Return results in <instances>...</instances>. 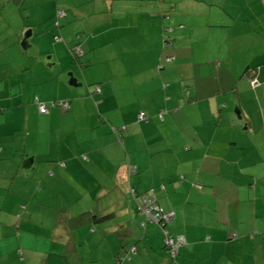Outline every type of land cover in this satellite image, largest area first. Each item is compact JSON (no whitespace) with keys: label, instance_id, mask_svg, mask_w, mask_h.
I'll list each match as a JSON object with an SVG mask.
<instances>
[{"label":"crops","instance_id":"obj_1","mask_svg":"<svg viewBox=\"0 0 264 264\" xmlns=\"http://www.w3.org/2000/svg\"><path fill=\"white\" fill-rule=\"evenodd\" d=\"M18 2L32 22L7 43L0 0V264H264V0ZM130 185L174 212L172 260Z\"/></svg>","mask_w":264,"mask_h":264},{"label":"trees","instance_id":"obj_2","mask_svg":"<svg viewBox=\"0 0 264 264\" xmlns=\"http://www.w3.org/2000/svg\"><path fill=\"white\" fill-rule=\"evenodd\" d=\"M171 29V28H170ZM167 31V32H166ZM164 35H163V41H162V46L163 47H167L170 45L171 43V37H170V31L166 30ZM79 48L78 46H74L72 48L73 52L76 54V56H78V54L75 52V49ZM163 60L165 62H171L173 60V56H164L162 58H160V61ZM259 66L256 65V66H247L244 70V74L242 75L243 78L245 80L248 81L249 85L251 86V88H254L255 85L253 84V80H257L256 79V73L257 71L259 70ZM258 81V80H257ZM96 87L98 88V90L96 89ZM92 91H99V87L98 86H95V88L93 87ZM62 100H66L68 101L69 103V100L67 99H62ZM54 101H57V100H54ZM60 101V100H59ZM57 107V106H55ZM51 108H54V107H51ZM50 108V109H51ZM59 108V107H58ZM69 108H70V103H69ZM69 108L63 110V111H67L69 110ZM160 118H162V115L159 116ZM147 120V119H146ZM145 121V120H144ZM118 139L121 138V134L117 135ZM133 168V169H132ZM135 173V167L134 166H130L128 167V176H131V174H134ZM129 188V192H130V197L132 198V200L135 202V206H136V210L138 213H140L141 215H143L144 219L141 221V225L144 226L146 222H153L155 223L158 227H159V230H160V234L162 236V239H163V243H164V247L166 248L168 254L174 258L177 254H178V250L176 252V254L174 256L171 255V251L169 249V247L166 245L165 243V238H166V233L165 232H168L169 234H171L175 239L178 237V236H181V235H174L172 234L169 229H168V224L173 220L174 218V212L171 211V210H167L165 209L163 206H161L159 204V202L155 199V203L156 204H159L164 210H163V213L165 214H169V217L166 218H161L159 220H152L150 218H148L147 214H146V209L145 208H142L141 206H143V201H142V196H146V201L149 202L150 201V198L151 196H155V193H154V190L153 189H149L147 191H144V192H140L138 193L135 188L133 186H128ZM132 189H133V193H132ZM87 219V213H81L77 216H74L70 219V222H71V225L73 226H78L80 225L81 223H83L85 220ZM182 237V236H181Z\"/></svg>","mask_w":264,"mask_h":264},{"label":"built area","instance_id":"obj_3","mask_svg":"<svg viewBox=\"0 0 264 264\" xmlns=\"http://www.w3.org/2000/svg\"><path fill=\"white\" fill-rule=\"evenodd\" d=\"M170 30L171 29L169 28L168 31H170ZM75 52L78 55L80 54V51L78 50V48L75 49ZM253 84L254 85L256 84V80L255 79L253 80ZM96 89L98 90L97 87H96ZM36 103H37L38 109H39V111L41 113H46V112H48V110L51 107H55V106L61 108L62 110H65V109L69 108V103L66 100H60V101L59 100H57V101L52 100V101H49L47 103H44V102H36ZM137 118L140 121H144V120L147 119L146 116H145V113L143 111L138 112ZM132 193H133V189H132ZM146 199H147L146 196H142V201H143L144 204L141 207L146 209V214H147L148 218L157 221V220H159L161 218H166L167 219V217H169V214L163 213L164 209L159 204L155 203L154 196H151L149 202H147ZM165 233H166L165 243L169 247V249L171 251V255L174 256L176 254V252H177L178 247L181 244H183L184 239L181 236H178L175 239L168 232H165Z\"/></svg>","mask_w":264,"mask_h":264},{"label":"rangeland","instance_id":"obj_4","mask_svg":"<svg viewBox=\"0 0 264 264\" xmlns=\"http://www.w3.org/2000/svg\"><path fill=\"white\" fill-rule=\"evenodd\" d=\"M16 2V3H15ZM12 3L13 4H15V8H16V13L18 14V16L17 17H15V18H13V19H11V21L13 22V24L15 23L16 25L15 26H13V27H11L10 29H8V30H6V32H5V36H6V42L8 43V42H12V41H14V39H15V36L17 35V33H18V31L20 30V26L22 27L23 26V22H26V20L27 21H29V22H32V18L31 17H28V19H24L23 18V20H20L19 19V15H24V16H26V15H28V13H29V11H28V9L25 7V6H23V8H22V10H20L19 11V8H18V6H20L21 7V5L19 4V2H18V0H12ZM9 11H11V7L9 6ZM37 11V9L36 8H34L33 10H32V12L33 13H35ZM8 13H10V12H8ZM23 16V17H24ZM35 27H37V26H35ZM161 86H163V85H161ZM151 87V94H150V97H146V98H142V100H140V103H141V105L143 106V109L144 110H146V111H148V108L151 106V104L156 100V96H155V90H156V88H154V86L153 85H151L150 86ZM154 89V90H153ZM161 90H163V87H161ZM145 113V112H144ZM162 113H163V111H161L160 113H158L159 114V116L160 115H162ZM157 114V115H158ZM145 116H146V114H145ZM158 116V117H159ZM146 118H147V116H146ZM143 122H146V120L145 121H143ZM139 135H141V133L139 134ZM138 135V136H139ZM117 142H119V143H121L120 141H118V140H116ZM121 146H123L122 144H120ZM124 147V146H123ZM65 186V185H64ZM61 202H63V198L62 197H60V196H58L57 197V203H54V204H51V205H55V206H59L58 204H60ZM261 214H263V221H264V211H262L261 213H260V207L258 208V215H261ZM260 228L262 229V231L260 232L261 234L259 235L263 240H264V226H260ZM247 251H250L249 249L247 250ZM260 251V250H259ZM170 259L172 260L173 258L170 256Z\"/></svg>","mask_w":264,"mask_h":264}]
</instances>
